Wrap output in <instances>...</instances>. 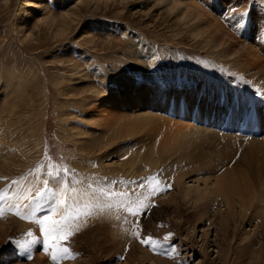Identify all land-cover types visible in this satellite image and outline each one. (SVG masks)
I'll list each match as a JSON object with an SVG mask.
<instances>
[{
    "label": "rangeland",
    "instance_id": "1",
    "mask_svg": "<svg viewBox=\"0 0 264 264\" xmlns=\"http://www.w3.org/2000/svg\"><path fill=\"white\" fill-rule=\"evenodd\" d=\"M241 13H247L243 21L239 19ZM208 14L241 44L257 51L258 57L251 65L244 63L243 69L240 64L217 60L209 54L210 48L201 47L200 37L185 29L180 19L201 16L211 36L215 31ZM242 22L246 26L238 29L237 24ZM201 33L208 36L203 30ZM255 63L258 67L251 70ZM147 88L156 92L164 104L170 100L164 110L156 112L173 124H188L191 117H184L185 112L181 111V115L175 108L170 110L175 96L183 99L181 110L206 105L210 109H202L203 114L210 111L209 121L204 122L206 127L213 122L210 116L229 111L228 103H221L227 97L220 94L221 90L229 92L237 102L229 103L236 105L240 115L249 113L245 108H252L249 105L255 102L259 107L252 109H263L264 0H0V190L7 189L0 195L8 198L4 207L13 202L27 203L23 197L34 196L36 190L44 187L43 181L48 180V186L57 193L67 183L69 204L75 200L81 206L99 205L105 209L73 222L69 228L73 235L62 244L79 255L58 264H255L258 254L256 264H264V233L260 229L256 234L250 231L248 242L241 240V225L231 231L230 237H235L230 244L223 243L221 235L216 242H211L212 236L204 240L202 229L208 225L196 223L198 209L176 196L174 178L169 174L183 167V162H174L171 171L167 170L170 164L166 157L160 158L153 168L144 163L131 164L132 170H127L131 173L124 181L120 171L117 175L111 172L112 165L120 167L133 157L129 153L141 143L130 148L134 137L115 140L113 131L104 134L92 128V133H85L90 121L88 110L94 103L108 96V108L130 113L128 107L110 98L139 92L143 96L141 91ZM213 89L218 90L217 102L222 108L213 102ZM241 100L247 106L239 104ZM188 103L191 104L187 107ZM149 110H157L153 101ZM194 117L192 122L196 124L199 116ZM262 118L259 131L255 128L251 132L244 119H239L229 129L214 128V133L231 131L232 135H243L244 140L264 139ZM80 132L93 137L92 142L113 141L111 155V147L103 152L90 143L80 148L75 142ZM164 138L163 141L167 139ZM235 155L230 156V163ZM64 169H68L67 176ZM57 172L59 178H54ZM13 180L19 183L13 185ZM167 185L171 187L159 191ZM72 189L76 190L75 196ZM100 190L129 194L136 201L132 211L142 210L143 214L132 215L127 207L107 196L93 199ZM17 195L22 199L13 201ZM50 204L51 201L45 203L38 215L59 220L61 214L48 212ZM29 230L31 237L27 235ZM216 230V224L210 227L211 234ZM34 237L42 238L37 224L5 211L0 216V253H10L0 264H33L38 254L54 264L42 244L33 245L29 250L32 258L27 259L29 252L16 243ZM147 237L157 243L155 250L151 244L141 243Z\"/></svg>",
    "mask_w": 264,
    "mask_h": 264
},
{
    "label": "bare ground",
    "instance_id": "2",
    "mask_svg": "<svg viewBox=\"0 0 264 264\" xmlns=\"http://www.w3.org/2000/svg\"><path fill=\"white\" fill-rule=\"evenodd\" d=\"M27 3L28 1H24V4ZM27 6H31V4H27ZM208 15L211 18V21L208 22L213 24L212 27L215 31L214 34H211V36L205 29L207 22L204 21L201 16H183V18L180 19L184 22L183 25L185 29L187 28L192 31V34L198 36V38L200 37L201 47L204 49L210 48L212 51H210L209 54H212L215 58H217V60L226 61L227 63L232 62L234 64H240L241 66H245L244 63L251 65V62L258 57L256 55L257 51L252 48L251 45L241 44L229 32L220 28L221 25L217 23V19L215 20L212 14ZM199 30L200 33H198ZM202 30L205 31L208 36L202 34ZM211 32L212 31H210V33ZM249 65H247V67H249ZM256 67H258L257 64L253 66L251 70L256 69ZM117 86L118 85L116 84V87ZM198 89L200 88L198 87L197 91ZM150 91L148 88L147 90L145 89V91H141L143 96L139 95L140 92L137 95L134 92L136 96L133 95L124 98L115 97L116 99L114 97L110 98L111 100L117 101L123 106L128 107L130 113L121 114L116 110L108 108V102L106 101L108 96L100 99V102L98 101L94 103V105L88 110V119L90 121L87 123L88 130L85 131V133L90 134L93 129L95 132L97 131L104 134L105 132L113 131L112 135H114L113 139L115 140H118L120 137L133 136L134 140L129 145L130 148H133L138 143H141L138 148L136 147L137 149L129 153L132 154L133 157L127 158L126 160L124 159L125 161L120 165V167H114L112 165L113 168L111 169V172L116 175L121 173V175H123L122 178L125 181V177L129 176L131 173L127 171L129 170L131 164L139 165L144 163V165H150L152 166L151 168H153L155 164L158 166L160 158L166 157L168 158V164H170L167 170L171 171V167L174 162H176V164L178 162H183V167L180 166V169H174L175 171H171L169 174H171L174 178L176 196L181 198L182 201L187 202L192 208L198 209L196 223H199L201 226L208 225L207 229H202L205 241H208L207 239L212 236L211 242H216V239L221 235V241L223 243H228L229 241L231 242L235 237H230L231 231H236L240 225V232L243 236L241 240H246V242L249 240V235L253 232L255 233L256 230L260 229L262 233H264V139L257 140L255 138H251L255 140H244L242 139V134L241 137H238L230 134L231 131L225 134L217 132L214 133V128H217L218 130L223 127H225V129L228 127L230 128L231 126H234L236 120L239 119H244L245 127H249L251 132H254L252 129L257 128L256 130H258L259 119L264 116V108L261 110L252 109L259 107L258 103L255 102L249 105L252 106V108H245L247 111H250L251 114H249L250 112L247 113L244 111L242 112V115H240L241 113H238L239 111L236 109V105L229 103L233 101L235 102V100L232 99V96H230V93H224L221 90L220 94L222 93V96H227L221 100V103H228L229 111H221L222 113L219 112L220 114L216 112L213 116H210L213 122L210 127H206L204 122L209 121L210 118L207 113L210 111L205 112L204 114L203 112L205 109H210L206 108V105H202V107H194V110L190 111L187 108L181 110L180 107H184L183 99L175 96L172 101L174 107L171 106L170 110L174 111L173 108H175V110L181 115V111L185 112V114H183L184 117L186 114L187 116L189 115L188 117L191 116L188 119V124H184V122V125H179V122L176 124L177 122L173 120L174 124L173 122L170 123L168 120L171 119L167 120L157 114L156 111L160 112L164 110L166 105L170 104V100H165L164 104L162 101L163 99L158 97L156 92L152 93ZM212 93V98L214 99V101H212L215 106L222 108L220 102H217V100H219L217 98L218 90L213 89ZM151 101L156 104L157 110H149ZM236 103L237 102H235V104ZM190 104H186L187 107ZM239 104L247 106L244 100H241ZM202 109H204L203 112ZM212 113H214V111ZM196 114L199 118L196 120L197 123L194 124L192 119L195 118L194 116ZM118 115L121 116L119 119L117 118ZM94 125H98V127H95ZM238 127L236 126V128ZM241 130H239V132ZM80 134L81 135L77 134L79 137L75 140L80 148L81 146L84 148L90 143L93 145V148L98 145V149H94H97L99 152H103L102 150H108L111 147L109 151V154L111 155L110 152L114 146L112 143L113 141L108 143L109 139L99 140L95 138L96 140L93 139L94 142H92L93 137L91 138V136H85L82 132H80ZM96 136L99 138L98 133ZM163 136L167 138H164V141L162 139ZM100 142H103V144L101 145ZM124 148L126 150V147ZM235 153L236 155L234 160L230 163V156ZM131 170L132 169L130 168V171ZM116 182H118V180ZM213 208H215L214 211H212ZM214 214L215 217H217V220L214 218ZM212 216L214 219H212ZM256 221L258 223L255 224ZM215 224L218 226V231L216 230L215 233L211 234L210 227L214 228ZM247 227H249V229ZM261 244L263 245L262 242ZM260 248L261 246L257 249V253H260ZM9 253L10 252L8 251L4 252V254L0 253V260L6 259ZM258 255L254 257L255 264L257 263V259H260ZM33 264L49 263L46 261V258L44 259L40 254H38L35 256Z\"/></svg>",
    "mask_w": 264,
    "mask_h": 264
},
{
    "label": "snow or ice",
    "instance_id": "3",
    "mask_svg": "<svg viewBox=\"0 0 264 264\" xmlns=\"http://www.w3.org/2000/svg\"><path fill=\"white\" fill-rule=\"evenodd\" d=\"M247 15V13H241L239 16L240 21H243V18ZM246 26V22L238 23L237 28L242 29ZM64 174L67 176L68 169H64ZM52 175V173H49ZM60 173L57 172L54 178H59ZM13 185L19 183V181L13 180ZM44 187L39 188L35 191L34 196L23 197L27 199V203L20 204L19 202H13L7 204V208L4 207V201L8 198L4 195H0V216H2L5 211L14 212L15 215L22 219L32 220L39 227V231L42 233L41 237H34L32 239H24L16 241L17 245L20 248H23L26 252H29L27 259H31L30 249L35 244H42L43 250L46 253L50 254L51 260L54 264H58V262L62 259L72 257L74 258L78 253H72L68 247H65L62 244L63 240L70 238L73 233L69 231V228L73 224L74 221L78 220L81 216H90L96 213H103L105 209L100 207L99 205H83L81 206L78 202L74 200L72 204H69L67 200V195L69 192L67 183L64 182L63 188L57 193L55 190L50 188L49 181H43ZM171 185H167L166 188H160L159 191H165L167 188H170ZM5 190H0V192H6ZM22 191L28 192L30 189H23ZM94 193L96 190H93ZM73 196L76 194V190H71ZM107 196L108 199L116 201L117 205H122L127 207V209L131 212L132 215L143 214L141 212L132 211V205L136 204V201L132 200L127 193H115V194H107L103 190H100L98 196H94L93 199H99ZM13 201H19L22 199L21 196L17 195L12 198ZM51 201V204L48 207L49 213H59L61 214V218L59 220L52 219L51 215H43L40 216L38 213L44 207L45 203ZM112 205H109L111 207ZM146 207V205H145ZM139 235V233H135ZM29 237L32 236L31 230H29ZM172 235L169 233V236ZM167 239V237L165 238ZM51 241V243H50ZM141 243L151 244L153 249L155 250L157 247V243L153 240L152 237H147L146 239H142Z\"/></svg>",
    "mask_w": 264,
    "mask_h": 264
}]
</instances>
